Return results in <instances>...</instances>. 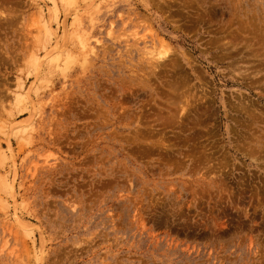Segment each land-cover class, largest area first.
I'll use <instances>...</instances> for the list:
<instances>
[{"label":"rangeland","instance_id":"1","mask_svg":"<svg viewBox=\"0 0 264 264\" xmlns=\"http://www.w3.org/2000/svg\"><path fill=\"white\" fill-rule=\"evenodd\" d=\"M0 178V264H264V0H0Z\"/></svg>","mask_w":264,"mask_h":264},{"label":"bare ground","instance_id":"2","mask_svg":"<svg viewBox=\"0 0 264 264\" xmlns=\"http://www.w3.org/2000/svg\"><path fill=\"white\" fill-rule=\"evenodd\" d=\"M45 25H46V24H45ZM230 43H231V42H230ZM249 46H250V45H249ZM251 46H252V45H251ZM55 47H56V46H55ZM55 50H56V49H55ZM146 54H150V55H151V54H152V51H148V52H146ZM158 54H160V53H158ZM256 54H257V53H256ZM36 56H37V55H36ZM161 56H162V55H158V57H161ZM33 58H35V57H33ZM35 61H36V59H35ZM51 61H52V59H51ZM33 63H34V62H33ZM35 63H37V61H36ZM250 73H251V72H250ZM10 126H11V125H10ZM18 127H20V126L17 125V126H14L13 128H18ZM13 128H12V129H13ZM2 153H3V151H2ZM2 156H3V155H2ZM3 178H5V176H3ZM3 178H2V179H3ZM2 179L0 178V180H2ZM4 180H5V179H4ZM2 181H3V180H2ZM5 181H6V180H5ZM7 181H8V179H7ZM4 183H5V182H4ZM7 183H8V182H7ZM4 185H5V184H4ZM6 185H7V184H6ZM8 185H10V184H8ZM8 185H7V186H8ZM10 186H11V185H10ZM10 186H9L8 188H10ZM5 187H6V186H5ZM15 220H16V219H15ZM17 220H18V219H17ZM17 222L23 224L22 221H20V220H18ZM20 226H21V225H20ZM22 227H23V226H22Z\"/></svg>","mask_w":264,"mask_h":264}]
</instances>
